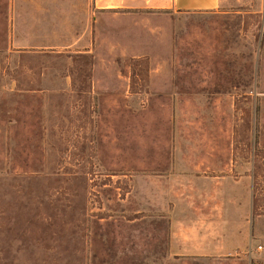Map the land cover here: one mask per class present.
Returning a JSON list of instances; mask_svg holds the SVG:
<instances>
[{
    "label": "rangeland",
    "instance_id": "obj_1",
    "mask_svg": "<svg viewBox=\"0 0 264 264\" xmlns=\"http://www.w3.org/2000/svg\"><path fill=\"white\" fill-rule=\"evenodd\" d=\"M222 1L0 0V264H177L166 212H251L264 264V0Z\"/></svg>",
    "mask_w": 264,
    "mask_h": 264
},
{
    "label": "crops",
    "instance_id": "obj_2",
    "mask_svg": "<svg viewBox=\"0 0 264 264\" xmlns=\"http://www.w3.org/2000/svg\"><path fill=\"white\" fill-rule=\"evenodd\" d=\"M222 3V0H88V9L103 17L138 12L188 14L214 12ZM260 70L264 71V53L260 56ZM166 221L167 261L250 264L256 252L251 244V212H166ZM258 247L259 253L264 254V245Z\"/></svg>",
    "mask_w": 264,
    "mask_h": 264
}]
</instances>
